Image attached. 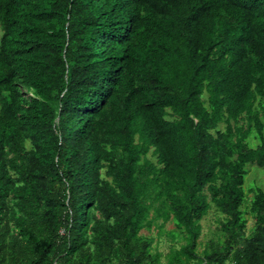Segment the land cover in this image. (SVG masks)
<instances>
[{"label":"trees","instance_id":"obj_1","mask_svg":"<svg viewBox=\"0 0 264 264\" xmlns=\"http://www.w3.org/2000/svg\"><path fill=\"white\" fill-rule=\"evenodd\" d=\"M0 31V264H163L167 223L166 264H264V0H0Z\"/></svg>","mask_w":264,"mask_h":264},{"label":"rangeland","instance_id":"obj_2","mask_svg":"<svg viewBox=\"0 0 264 264\" xmlns=\"http://www.w3.org/2000/svg\"><path fill=\"white\" fill-rule=\"evenodd\" d=\"M250 145L253 148H256L259 145L258 140L255 137V134L251 136L250 139ZM264 188V169L257 168L256 166H250L248 168V175L246 178V185H245V192L247 195V201L243 204V210L248 212L250 209V202L253 199L254 193L252 191L256 190L257 188ZM223 220V216L217 212L215 209H213L207 217L204 218V220L201 222L203 226V232L202 236L199 238V241L201 243V249L204 248V245L208 243L211 240L218 241L220 238H222L220 234V223L219 221ZM247 220L249 222L248 224V233L251 232L254 228V222L250 218V216H247ZM159 225H162V222H159ZM174 229L173 223H167L164 227V235L161 237V239L157 238L156 234L157 231H153L154 237H156L159 242L156 243L155 247L157 248L158 252L162 254V263L166 264L167 259L166 255L169 254V248L171 247L172 243L168 240V237L166 234ZM183 245L182 241H178V243L175 245L177 249L180 248V246Z\"/></svg>","mask_w":264,"mask_h":264},{"label":"built area","instance_id":"obj_3","mask_svg":"<svg viewBox=\"0 0 264 264\" xmlns=\"http://www.w3.org/2000/svg\"><path fill=\"white\" fill-rule=\"evenodd\" d=\"M61 234H62V235H65L64 231H63V232H61Z\"/></svg>","mask_w":264,"mask_h":264},{"label":"clouds","instance_id":"obj_4","mask_svg":"<svg viewBox=\"0 0 264 264\" xmlns=\"http://www.w3.org/2000/svg\"><path fill=\"white\" fill-rule=\"evenodd\" d=\"M0 38H1V31H0Z\"/></svg>","mask_w":264,"mask_h":264}]
</instances>
